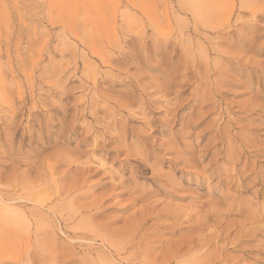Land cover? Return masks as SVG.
<instances>
[{"label":"rangeland","instance_id":"rangeland-1","mask_svg":"<svg viewBox=\"0 0 264 264\" xmlns=\"http://www.w3.org/2000/svg\"><path fill=\"white\" fill-rule=\"evenodd\" d=\"M232 4L0 0V264H158L197 230L184 259L264 264V0Z\"/></svg>","mask_w":264,"mask_h":264},{"label":"bare ground","instance_id":"bare-ground-1","mask_svg":"<svg viewBox=\"0 0 264 264\" xmlns=\"http://www.w3.org/2000/svg\"><path fill=\"white\" fill-rule=\"evenodd\" d=\"M91 1V0H90ZM94 1V0H93ZM114 1V0H113ZM117 1V0H116ZM232 1L233 0H179V3H180V5H183L185 8H187V10H189L191 13H192V15H193V17L195 16V19L197 20V21H199L200 23H202V22H205V21H203V19L201 18V17H198V15L199 14H202L200 11H206L210 16L212 15V17H211V19H213V22L212 21H209L208 23H209V25L208 26H210V27H212V28H218L219 26H224V25H226V24H228V22H229V16H230V14L232 13V8H233V4H232ZM119 2V1H118ZM117 2V3H118ZM54 3V2H53ZM117 3L115 4V3H113V5L111 6V9L109 10V12H110V15H111V19H115V14H116V12H117V9H118V5H117ZM259 5H261V4H259V3H249V4H247V6H246V8H249L250 9V11L252 12V13H254V9L257 7V6H259ZM102 8V7H101ZM206 14V13H205ZM102 15V14H101ZM201 16V15H200ZM197 17V18H196ZM108 18V17H107ZM148 18V20H149V23L151 24L150 26L151 27H153L155 30H157L163 23H167L168 22V19L165 17V16H162V15H159V14H155V13H152L150 16H148L147 17ZM210 18V17H209ZM100 21V20H99ZM127 22H129L128 20H127ZM103 24L104 25H106L107 26V24H108V19H104V21H103ZM206 24V23H205ZM131 25V24H130ZM203 26H205V25H203ZM95 27V26H94ZM93 28V27H92ZM95 30V29H94ZM112 32H113V36L116 34L115 33V31H114V29H112ZM132 32V31H131ZM94 33V32H93ZM115 38H116V36H115ZM96 46V45H95ZM93 49H95V48H93ZM92 49V50H93ZM90 51V50H89ZM94 51V50H93ZM97 51V50H96ZM100 51V50H99ZM99 51H98V56H99ZM96 55V54H95ZM4 97V96H3ZM4 98H6V97H4ZM4 102V101H3ZM5 104H6V101L4 102ZM9 103V102H8ZM11 108V107H10ZM21 197V196H20ZM28 197V196H27ZM46 197V196H45ZM44 197V198H45ZM31 198V199H30ZM30 198H18L19 200H26V201H29V202H32L33 203V205H34V208L32 209V214H31V216H33V215H35V216H37V218H39V220H40V218H45V215H47V214H45V212H43L44 211V209L42 210V208H44L45 207V203H42L43 201H45V200H42V202H41V200H38V199H40V198H38L37 199V197L35 198V199H37V200H34L33 199V197H30ZM42 198V197H41ZM16 199V198H15ZM17 199V200H18ZM45 199H47V198H45ZM11 201H15L14 200V198H12V199H4V198H2V196L0 195V209H2V208H4L3 209V211H7V212H9V210L11 209V210H13V211H15L16 210V208H15V210L14 209H12V207L10 206L9 207V202H11ZM12 204V203H11ZM18 205V204H17ZM2 207V208H1ZM17 207V206H16ZM8 208H10L9 210H8ZM47 209L49 208V207H46ZM52 208V207H51ZM10 210V213H12L13 211H11ZM18 210V209H17ZM15 211V212H18V211ZM48 210H50V209H48ZM64 210V209H63ZM60 211V209L59 210H56V211H52V210H50L54 215L57 213H63L64 211ZM3 211H1V212H3ZM6 211L4 212V214L6 213ZM20 211V210H19ZM23 212V211H22ZM8 214V213H7ZM13 215H17V213H12ZM1 215V214H0ZM24 215H25V213H24ZM59 215V214H58ZM19 217H21V218H23L24 219V216H23V213L21 214V212L19 213V215H18ZM59 216H61V215H59ZM69 216H71V215H69ZM69 216H67V217H65V219H63V220H70V217ZM1 217V216H0ZM13 217V216H12ZM16 218V217H15ZM27 218V217H26ZM36 218V219H37ZM6 218H4L3 220H5ZM46 219V218H45ZM12 220H13V218H12ZM21 220V219H20ZM47 220V219H46ZM14 221H16V220H14ZM24 221V220H23ZM26 221V220H25ZM43 221H45V220H43ZM12 222V221H11ZM10 222V223H11ZM38 222H40V221H38ZM1 223V222H0ZM13 223H16V222H13ZM17 224H18V222H17ZM26 224V223H25ZM7 225V224H6ZM8 225H10V224H8ZM48 225H49V223H48ZM15 226V225H14ZM195 226H197L196 224H195ZM195 226H194V230H195ZM256 226V228H257V226L259 227V225H255ZM254 226V227H255ZM250 228V227H249ZM253 230L255 229V228H253V227H251ZM1 231V230H0ZM7 233V232H6ZM244 233V232H243ZM243 233H242V235H243ZM4 234H5V232H4ZM9 234V233H8ZM197 234H199V231L197 230V231H193V232H191L188 236H186V237H184V239H182V240H180L179 242H176V243H174L173 245H171L172 246V248L171 249H169V252L167 253V254H165V256L162 258V263H160V264H170L171 262L172 263H174V264H210V263H212L213 261H215L217 258H220V257H213V256H208L207 255V257H205V258H191L190 260L189 259H184V256L187 254H189L191 251H192V249H193V246L195 245V243L193 244V240H194V238H196L195 236H197ZM226 234V233H225ZM246 234V236H247V233H245ZM245 234H244V237H246L245 236ZM254 234V233H253ZM249 235H252V234H250V232H249ZM248 235V236H249ZM5 237V236H4ZM3 237V238H4ZM240 237H241V235H240ZM78 238V237H77ZM76 238V240H78ZM237 238V237H236ZM5 239V238H4ZM3 239V240H4ZM73 239H75V238H73ZM72 239V240H73ZM81 239V238H80ZM79 239V240H80ZM0 240H2V237L0 236ZM83 240V239H82ZM226 241V240H225ZM224 241V242H225ZM236 241V240H235ZM234 242V241H233ZM232 242V243H233ZM101 244H103V247L105 248L103 251H100L101 253H99L98 254V257H99V259L101 260V261H103L105 264H116L115 263V260L111 257L112 255H110V251L111 250H119V247L117 248V246H116V243L114 244V243H112V242H109V241H107L106 239H102V241L100 242ZM240 243V242H239ZM3 244V243H2ZM2 244H0V245H2ZM118 245V244H117ZM182 248H185L184 249V255L182 256V254H180V250L182 249ZM183 250V249H182ZM98 253V252H97ZM86 254V253H85ZM112 254V253H111ZM187 258H188V256H187ZM222 258V257H221ZM98 259V260H99ZM102 262V263H103ZM158 263V264H159ZM118 264V263H117Z\"/></svg>","mask_w":264,"mask_h":264}]
</instances>
